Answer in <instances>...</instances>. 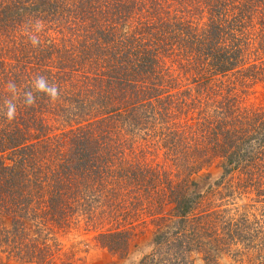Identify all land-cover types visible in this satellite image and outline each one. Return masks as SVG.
<instances>
[{
  "label": "rangeland",
  "instance_id": "rangeland-1",
  "mask_svg": "<svg viewBox=\"0 0 264 264\" xmlns=\"http://www.w3.org/2000/svg\"><path fill=\"white\" fill-rule=\"evenodd\" d=\"M132 1L180 4L184 10L180 17L199 24L205 25L208 17L209 0L126 3ZM9 3L0 0L5 37L24 45L25 38L19 37L27 36L26 27L22 31L16 27L40 15L34 37L28 35L33 41L40 39V49L31 52L30 46L24 51L26 77L16 74L17 66L11 71L8 57L0 55V264H174L173 259L179 257L186 264H264V198H260L264 177L247 167L253 154L256 159L264 158V143L246 142L239 147L241 164L234 161L229 165L225 154H214L210 141H202L198 133L189 139V145L177 147L172 137L164 140V124H145L142 116H135L143 123L134 128V141L114 120L95 123L99 116L91 113V91L105 94L102 86H95L97 82L105 85L106 78L99 75L106 67L105 59H97L93 65L89 55L82 59L77 32L64 31L63 19L42 12V0H31L19 10ZM141 17L145 18L144 13ZM248 49L251 56L244 57L243 63L253 74L250 79L241 83L236 77H217L231 84L210 89L192 67L183 76L182 69L174 65L170 74L177 81L160 95L162 101H166L163 95L168 100L175 98L174 89L187 90L190 96L196 92L200 97L193 109L196 114L212 112L214 119L228 122L241 106L264 117V54ZM15 50L14 56L22 53ZM9 72L18 78L9 77ZM84 74L89 77L85 84L80 82ZM41 77L49 88L55 86L54 99L36 91ZM117 90H113L115 95ZM9 107L15 108L11 120L6 115ZM85 135L98 141L90 148L103 173L99 180L91 179L92 170L76 166L75 151L79 142L84 144ZM11 136L17 139L15 147H11ZM141 136L143 141L138 140ZM72 140L79 142L74 145ZM117 153L122 155L117 158ZM175 153L178 157L170 160L169 155ZM119 159L138 168L140 175L122 180L114 165ZM19 160L22 165H18ZM164 167L170 175L163 176ZM170 188H174V195ZM182 195L188 203L199 195L197 200L204 202V214L210 220V233L207 218L198 228V223L189 219L199 212L184 210ZM183 211L199 230L177 241V250L185 251L184 256L157 252L164 241L182 236L181 229L189 227L190 222L178 220ZM235 221L239 231L230 241L227 229Z\"/></svg>",
  "mask_w": 264,
  "mask_h": 264
},
{
  "label": "trees",
  "instance_id": "trees-1",
  "mask_svg": "<svg viewBox=\"0 0 264 264\" xmlns=\"http://www.w3.org/2000/svg\"><path fill=\"white\" fill-rule=\"evenodd\" d=\"M30 1L10 0L9 4L14 10H19ZM207 3L208 17L205 25L204 22L199 24L181 18L179 14L184 10L180 4L162 3L159 5L154 2L146 4L141 1L126 3V0H73L63 3L59 0H42L41 4H44L42 6L45 8L42 12L54 19L58 17L64 20L63 22L66 23L63 25L64 31L77 32V37L81 40L79 48L82 59L89 55L88 58L92 65L97 59H105L106 67L99 73L106 78L105 85H100L99 82L95 84L99 88L102 86L101 90L105 94L100 95L96 94V90L91 91L92 104L95 105L90 107L91 113H93L92 116H99L95 123L107 121V119L114 120L115 123L124 126V132H127L134 141V128L137 129V125L143 123L135 116H142L145 124L154 126L164 124L167 129L164 140L168 141L169 137H172L177 147L189 145V139L198 133L202 141H210L214 154H225L224 157L229 160V165L234 161L236 164H241L242 156L239 147L252 141L258 146L264 143L263 115L249 112L245 107L238 106L235 108L234 116L230 117L227 122L218 118L214 119L216 114L212 112L210 114L193 112L194 107L198 106L201 101L196 92H192L190 96L185 93L188 92L187 90L174 89L175 98L168 100L165 98L166 95H163L166 100L163 102L160 97L165 93V89H169L167 87L177 81V78L170 74L171 67L173 68L174 65L182 69L183 76L192 67L199 75V79L204 80V83H209V88L214 89L221 87L225 82L231 84L228 79L223 81L217 77L233 79L236 77L241 83H243L242 79L252 77L253 74H250L249 69L243 63L244 57L251 56L248 48L252 49L256 55H259L260 51L264 54V0H209ZM142 13L145 15L143 19ZM39 16L24 21V25L16 27L18 31L26 27L27 40L23 35L19 37V40L25 38L24 45L18 43L16 38L9 41L0 25V35L3 37L0 39V45H2L0 55L8 57L10 61L8 67L11 71L14 70V66H17L16 74L24 77H26L24 75L26 68L23 63L27 60L25 56H22L24 51L30 46H32L31 52L40 49L38 45L40 39L35 38L34 42L30 38L35 33L34 29L39 27V24H36ZM29 21H35V24ZM29 34H31L30 37ZM16 48L22 53L14 56ZM18 56L21 57L20 60ZM9 74L12 78L17 76L12 72ZM164 76L166 78H163ZM86 77L85 74L82 75L80 82L87 83ZM116 89L118 90L115 95L113 90ZM187 98L190 99L186 101ZM177 118L178 120L174 121ZM143 139L145 138L142 136L138 137L139 141ZM16 140L15 136H11L10 141L13 143L11 147L16 146L14 143ZM72 141L74 145L79 142ZM82 141L85 145L79 142L80 145H77L75 151L76 161L79 160L76 166L78 170H92L91 179L99 180L103 176L100 174L103 173L97 168L96 154L91 152L90 148V145L98 144V141L89 135L83 136ZM120 154L117 153V158ZM261 154L263 156L264 152ZM169 157L171 160L178 155L170 154ZM256 157L258 156L253 154L248 158L250 164L247 167L253 172L258 171L264 177V158L256 159ZM188 161L189 159L183 162L184 165H187ZM125 162L119 159L114 163L122 180H132L140 175L141 171L138 172V168L131 167ZM22 164L19 160L18 165ZM160 169L161 167L158 166L159 172ZM161 172L165 173L163 176L171 174L165 167ZM247 182L251 184V181ZM262 191L264 192V189ZM171 192L175 194L174 188H170V194ZM263 192L260 195L262 199L264 198ZM198 196L189 203L188 200H186L187 203L184 202L183 195L181 196L184 210L189 208L190 213L199 212L189 218L194 223H198L196 228L204 225V218H207L204 214V202L198 201ZM179 214V221L190 222L186 218V212ZM208 219L209 217L206 221L208 224L206 230L210 233L211 224L208 223L210 222ZM235 223L236 221L230 226L227 223V227L229 226L227 234L230 241L237 233V229L239 231V223ZM196 228L190 222L188 228L181 229L182 236L173 235L172 240L164 241L166 244L157 252L164 250L169 257H183L185 251L177 250L180 248V243L177 241L187 233L190 235L198 233L199 230ZM163 259L165 260V254ZM173 260L174 264H186L180 257L178 260Z\"/></svg>",
  "mask_w": 264,
  "mask_h": 264
},
{
  "label": "clouds",
  "instance_id": "clouds-1",
  "mask_svg": "<svg viewBox=\"0 0 264 264\" xmlns=\"http://www.w3.org/2000/svg\"><path fill=\"white\" fill-rule=\"evenodd\" d=\"M35 88H36L37 92L46 93V94L50 95L53 99L56 97L57 93H56L55 86H52L51 88H49L48 84L46 83V81L43 77H41L40 79H38L36 81ZM29 95H31V94L29 93ZM6 115H7V118L9 120L13 119L15 116V108L9 107Z\"/></svg>",
  "mask_w": 264,
  "mask_h": 264
}]
</instances>
